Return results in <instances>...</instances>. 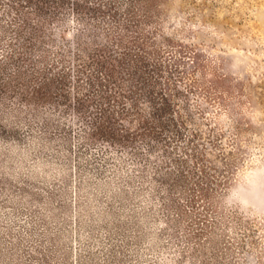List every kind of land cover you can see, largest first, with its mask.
Listing matches in <instances>:
<instances>
[{
  "label": "rangeland",
  "instance_id": "374dc122",
  "mask_svg": "<svg viewBox=\"0 0 264 264\" xmlns=\"http://www.w3.org/2000/svg\"><path fill=\"white\" fill-rule=\"evenodd\" d=\"M0 264H264V0H0Z\"/></svg>",
  "mask_w": 264,
  "mask_h": 264
}]
</instances>
